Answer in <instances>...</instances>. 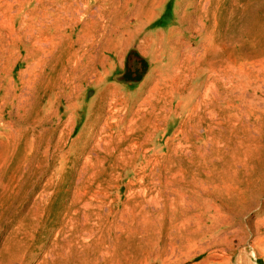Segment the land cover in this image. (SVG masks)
<instances>
[{"label": "bare ground", "instance_id": "1", "mask_svg": "<svg viewBox=\"0 0 264 264\" xmlns=\"http://www.w3.org/2000/svg\"><path fill=\"white\" fill-rule=\"evenodd\" d=\"M57 1L45 3L36 0V7L29 10L21 27L11 29L0 21V62L11 61L13 47L19 44L21 38H36L32 50L27 52L28 57L36 58L35 62L20 74L21 84L26 87L36 76L42 54L37 41L42 33H31L30 30L36 24L40 26L44 23L48 8L54 10L50 23L56 29L67 24L63 23L65 13L73 10L72 0H59L56 6ZM134 1L138 3L133 10L134 16L136 20L142 19L144 26L136 23L138 27L133 41L143 39L152 44L158 42V38L153 39L155 36L148 30L155 20V10L162 7L165 0ZM130 2L125 0V4ZM195 3L191 1L177 24L160 36L162 53L153 54L152 59L154 63L161 64L163 71L158 70L157 78L151 80L150 86L138 95L133 107H125V113L130 111V119L124 137L111 133L118 123L109 121V118L119 111H109L111 105L117 102V91L111 92V101L107 103L109 110L106 111L109 117L105 118L91 142L89 152L93 155L87 157L81 167L70 203L58 222L56 238L38 264H212L208 259L217 257V254H208V251L223 245L228 235L236 233L239 222L234 217H242L264 198V164L253 180L250 179L248 166L251 157L264 160V147L260 144L264 134V42H259L258 47L253 44L245 48L236 44L235 38L216 34L214 26L207 25L209 20L205 11L200 9L188 13ZM127 12L125 8L123 13ZM119 14L110 13L113 24L118 23ZM124 21L126 24L127 21ZM12 33L13 38L7 42ZM81 39L85 41V38ZM214 41L222 45L227 43L228 46L235 42L241 48L238 55H234L235 49L231 47L222 49L219 54ZM163 44L168 47L169 59L164 58ZM182 44L183 52L180 53L177 48ZM192 44L200 45L192 49ZM60 63L62 66L56 77L45 86L53 92L55 105L51 107L50 116L56 124L65 115L67 120L75 115L78 97L77 91L73 90L74 85H82L90 73L97 77V69H103L105 61L99 58L95 62L90 60L85 63L73 53L64 62L57 60L55 66ZM204 73L208 76L201 78L202 91L194 92L193 97L197 98V102L189 110L197 122L190 119L189 125L180 133L185 142H190L196 138V129L205 122L206 127L202 130L205 142L200 147L192 146L194 152L189 155L182 153L178 145L160 158L148 160L146 166L150 168L149 174L144 179L148 180L149 185L158 187L155 195L134 193L114 212L105 204L107 194L100 187L106 174L103 164L111 161V169L132 165L138 159L137 150L146 146L161 129L159 114H165L162 120L170 106L184 113L185 86ZM185 76L188 77L186 81ZM245 93H248L249 101L245 100ZM10 96L15 103V114L11 115L16 123H21L24 115L19 114L26 106L25 99L14 87H10ZM257 101L262 105H258ZM99 117L100 113L96 118ZM6 129L9 138L15 142L19 133L17 129L11 123L7 124ZM137 133H143V141L131 142L122 149L129 136ZM63 136V133L58 136L56 145H60ZM19 169L20 164L9 182L15 179ZM97 181H100V185L93 189ZM140 183L144 184V180L141 179ZM8 187L2 189L1 199L5 197ZM139 197L142 198L138 200ZM213 203L218 204V216L211 224L209 218L200 217L194 211L197 207L205 208ZM263 211L258 205L255 229L262 233ZM37 212L38 209L34 216L23 218L16 229L4 234L0 264H27L35 259L32 253H26L29 233L23 229L33 228ZM212 233L221 235L215 238L213 243L216 245L213 247L204 241Z\"/></svg>", "mask_w": 264, "mask_h": 264}, {"label": "rangeland", "instance_id": "2", "mask_svg": "<svg viewBox=\"0 0 264 264\" xmlns=\"http://www.w3.org/2000/svg\"><path fill=\"white\" fill-rule=\"evenodd\" d=\"M191 1L196 3L188 13L200 9L205 11L209 20L207 25L214 26L216 34L224 38H235L236 44L245 48L253 44L258 47L259 42H264V0H165V4L155 10V20L148 30V33L155 36L153 39L158 38V42L153 44L143 39L133 41L138 27L136 23L144 26L143 20H136L134 16L133 10L138 7L136 1L131 0L129 4H125V0H72L73 10L65 13L66 19L63 21L67 24H62L63 26L57 29L53 28L50 22L54 10L47 6V19L42 25L36 24L30 30L31 33L38 31L42 33L37 39L42 54L41 64L35 71L36 76L27 87L21 84L20 74L25 73L27 66L35 62L36 58L28 57L27 52L32 50L36 38L31 40L27 37L21 38L19 44L13 47L11 61L0 62V194L4 187L9 186L5 197L0 198V248L4 234L16 229L23 218L34 216L33 213L38 209L33 228L23 229L29 233L26 253L35 256V259L32 262L29 260L27 264H38L39 260L47 255L56 238L58 222L70 203L77 175L87 157L93 155L89 152L91 142L97 136V130L105 118L109 117L106 111L109 110L107 103L111 101V92L117 91V102L111 105L109 111L119 110L109 118V121L118 123L111 133L124 137L130 119V111L125 113V107H133L138 101V95L150 86L151 80L157 78L158 70L163 71L160 69L161 64L154 63L152 59L153 54L162 53L159 38L177 24L185 7ZM58 4L59 0L56 6ZM35 7L36 0H0V21L8 24L11 29L21 27L22 20L27 17L29 10ZM125 8L127 14L123 13ZM113 12L120 13L117 24H113V18L109 17ZM124 20L127 21L126 24ZM81 37H89L92 42L85 40L84 44H80L81 41L77 39ZM108 37L110 40L111 37L118 39V45L113 43L106 45ZM12 38L13 33L6 41L9 42ZM235 42L234 45L228 46L227 43L222 45L219 41H214L215 49H219L220 54L222 49L231 47L235 49L234 55H238L241 47L235 45ZM198 45L200 44H192L191 48L195 49ZM163 46L164 58L169 59L168 47L166 44ZM183 46L179 45L177 51L183 52ZM73 53L85 63L102 58L105 64L103 69H97V77L90 73L82 85H74L73 90L77 91L78 97L75 101L77 107L75 115L69 120L65 115L60 123L56 124L50 116L51 107L55 105L53 92L47 90L45 86L49 80L56 77L62 66L61 63L55 66V62L57 60L64 62ZM207 76L208 74L204 73L203 76L197 77L193 84L187 83L185 86L184 113H181L180 109L175 111L173 106H170L162 120L165 114H159L158 122L161 129L146 146L137 150L139 156L132 165L111 169V161L103 164L106 174L103 178L105 181L100 187L107 194L105 204L114 212L134 193L155 195L158 187L149 185L148 180L144 179V176L149 174L150 168L146 166L148 160L160 158L170 148L178 145L182 153L189 155L194 152L192 146L200 147L205 142L202 134L206 127L205 122L196 129V138L190 142L183 140L180 131L189 125L190 119L197 122V118H192L189 110L197 102V98L193 97L194 92L202 91L201 78L205 79ZM186 80L188 77L185 76ZM10 87L16 88L26 102V106L19 114L24 115L21 123H16L11 115L15 114V103L11 96L9 97ZM244 98L249 101L248 93L244 94ZM257 103L262 105L259 101ZM99 113L100 117L96 118ZM167 122L169 124H166ZM8 123L19 132L15 142L7 134ZM61 133L64 136L58 146L57 138ZM134 141L138 143L143 141V133L129 136L122 149ZM260 144L264 147V134ZM18 164L19 173L9 182ZM263 164L264 160L250 158L248 166L251 180L258 176ZM141 179L144 180V184L140 183ZM98 185L100 181L95 182L92 188H98ZM40 197L43 199L40 200ZM258 205L264 209V198L242 217H234V220L239 222L236 233L228 235L223 245L209 250L208 254L216 253L217 257H209L208 261L212 264H264V233L255 229ZM217 206L215 203L208 204L205 208L197 207L194 212L200 217L209 218L212 224L218 216ZM219 237L221 235L212 233L205 238V244L210 243L213 247L216 245L213 243L215 238Z\"/></svg>", "mask_w": 264, "mask_h": 264}, {"label": "crops", "instance_id": "3", "mask_svg": "<svg viewBox=\"0 0 264 264\" xmlns=\"http://www.w3.org/2000/svg\"><path fill=\"white\" fill-rule=\"evenodd\" d=\"M90 37H92V36H90ZM88 38H89V37H88ZM88 38H85L86 42H92V39H88ZM111 38H112V40H110V37H108V38H107V41H106L105 44L108 45V46H109L111 43H113V44H115V45H118V42H119L118 39L113 38V37H111ZM77 40H78V41H81V42H79L80 44H81V43L84 44V43H83L84 40H82V39H80V38H78Z\"/></svg>", "mask_w": 264, "mask_h": 264}]
</instances>
